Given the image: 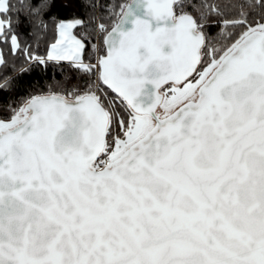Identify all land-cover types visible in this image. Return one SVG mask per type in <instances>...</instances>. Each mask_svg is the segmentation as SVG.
<instances>
[{"label":"snow or ice","instance_id":"1","mask_svg":"<svg viewBox=\"0 0 264 264\" xmlns=\"http://www.w3.org/2000/svg\"><path fill=\"white\" fill-rule=\"evenodd\" d=\"M0 92V264H264V0H0Z\"/></svg>","mask_w":264,"mask_h":264},{"label":"trees","instance_id":"2","mask_svg":"<svg viewBox=\"0 0 264 264\" xmlns=\"http://www.w3.org/2000/svg\"><path fill=\"white\" fill-rule=\"evenodd\" d=\"M33 2H36V0H33ZM60 0H53V3H59ZM20 32L23 34L22 38L27 37L28 39H31L30 33H31V24L27 21V17L23 16L21 14V22L19 25ZM24 60L23 57L16 58V64L17 68H20L23 66ZM53 69L49 67L46 71L42 70L39 67H36L33 69L30 78L33 80H38L43 82L44 80L53 78ZM62 76V73H60L59 69L57 68L55 70V78L59 79ZM25 79H28L26 77ZM9 95H19V93H6V92H0V102H3L4 99H7Z\"/></svg>","mask_w":264,"mask_h":264}]
</instances>
